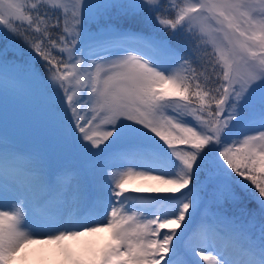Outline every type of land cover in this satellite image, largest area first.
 I'll return each instance as SVG.
<instances>
[{
	"label": "snow or ice",
	"instance_id": "6c2138e0",
	"mask_svg": "<svg viewBox=\"0 0 264 264\" xmlns=\"http://www.w3.org/2000/svg\"><path fill=\"white\" fill-rule=\"evenodd\" d=\"M0 79L39 84L66 145L0 146V264H264V0H0Z\"/></svg>",
	"mask_w": 264,
	"mask_h": 264
},
{
	"label": "rangeland",
	"instance_id": "374dc122",
	"mask_svg": "<svg viewBox=\"0 0 264 264\" xmlns=\"http://www.w3.org/2000/svg\"><path fill=\"white\" fill-rule=\"evenodd\" d=\"M25 2L30 5L38 3V0H25ZM0 87V146L4 143H15L54 157L62 156L66 151L64 134L51 111L50 102L44 95L41 86L34 83L21 87L6 79H0ZM91 127L95 135L101 138L102 147L103 135L110 129L98 120L94 121ZM127 187L136 189L168 187V185H164L158 180L134 177L129 180ZM182 227L183 224L178 226L177 231H180ZM199 227L198 224L197 228ZM108 236L109 233L104 231L66 240L62 243L71 248L74 257L89 256L104 246ZM205 254L213 258L211 264H215V261L218 260L215 253ZM23 255L26 259L22 261V264H72L71 260L64 258L57 244L31 245Z\"/></svg>",
	"mask_w": 264,
	"mask_h": 264
},
{
	"label": "clouds",
	"instance_id": "9594fccd",
	"mask_svg": "<svg viewBox=\"0 0 264 264\" xmlns=\"http://www.w3.org/2000/svg\"><path fill=\"white\" fill-rule=\"evenodd\" d=\"M18 264H22V262H18Z\"/></svg>",
	"mask_w": 264,
	"mask_h": 264
},
{
	"label": "bare ground",
	"instance_id": "6f19581e",
	"mask_svg": "<svg viewBox=\"0 0 264 264\" xmlns=\"http://www.w3.org/2000/svg\"><path fill=\"white\" fill-rule=\"evenodd\" d=\"M1 88V87H0ZM6 89V88H5ZM13 94V93H12Z\"/></svg>",
	"mask_w": 264,
	"mask_h": 264
}]
</instances>
